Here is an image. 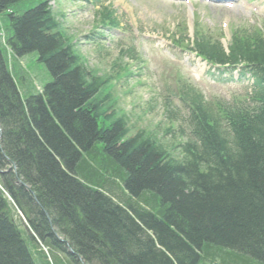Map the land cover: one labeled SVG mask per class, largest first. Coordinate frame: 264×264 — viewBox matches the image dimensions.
I'll return each instance as SVG.
<instances>
[{
    "label": "trees",
    "instance_id": "trees-1",
    "mask_svg": "<svg viewBox=\"0 0 264 264\" xmlns=\"http://www.w3.org/2000/svg\"><path fill=\"white\" fill-rule=\"evenodd\" d=\"M31 1L0 0V264H75L54 231L85 264H264L263 33L233 30L227 52L195 33L252 87L206 99L178 78L158 136L114 114L110 78Z\"/></svg>",
    "mask_w": 264,
    "mask_h": 264
},
{
    "label": "rangeland",
    "instance_id": "rangeland-1",
    "mask_svg": "<svg viewBox=\"0 0 264 264\" xmlns=\"http://www.w3.org/2000/svg\"><path fill=\"white\" fill-rule=\"evenodd\" d=\"M103 3H110L128 27L124 30L125 35L114 32L113 37L101 40L97 45L85 38L94 26L92 6L59 0L52 8L86 65L95 69L98 76L106 75L112 80L111 93L119 110L129 115L130 123L158 135H162L168 123L162 115V106L154 97L169 71L182 69V74L189 75L206 95L227 91L217 83L208 82L204 75L207 66L183 51L184 44L170 43V36L184 28L185 35L190 36L193 27L200 25L215 36L223 35L221 41L225 42L231 29L264 25V0H238L228 7L204 2H194L188 7L164 0H103ZM34 4V0L23 3L21 10ZM139 26L141 30L137 32ZM131 31L142 67L131 63L128 55L121 54V50L130 45ZM26 61L30 62L29 59ZM43 249L48 251L46 247Z\"/></svg>",
    "mask_w": 264,
    "mask_h": 264
},
{
    "label": "bare ground",
    "instance_id": "bare-ground-1",
    "mask_svg": "<svg viewBox=\"0 0 264 264\" xmlns=\"http://www.w3.org/2000/svg\"><path fill=\"white\" fill-rule=\"evenodd\" d=\"M17 182H19V181H17Z\"/></svg>",
    "mask_w": 264,
    "mask_h": 264
}]
</instances>
